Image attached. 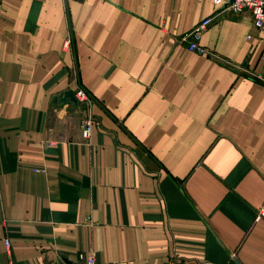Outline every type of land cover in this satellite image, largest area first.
Listing matches in <instances>:
<instances>
[{
    "label": "crops",
    "instance_id": "1",
    "mask_svg": "<svg viewBox=\"0 0 264 264\" xmlns=\"http://www.w3.org/2000/svg\"><path fill=\"white\" fill-rule=\"evenodd\" d=\"M263 52L213 0H0V264H264Z\"/></svg>",
    "mask_w": 264,
    "mask_h": 264
},
{
    "label": "built area",
    "instance_id": "2",
    "mask_svg": "<svg viewBox=\"0 0 264 264\" xmlns=\"http://www.w3.org/2000/svg\"><path fill=\"white\" fill-rule=\"evenodd\" d=\"M214 5L220 11L232 12L243 14L248 12L253 17V27L255 30L260 31L264 29V0H213ZM214 17L205 19L197 25L189 33L180 37V43H187L186 49L197 53L201 56L209 55L207 47L201 44V40L209 26L212 24ZM252 37V35H251ZM72 44L70 36L66 39L65 47L68 49ZM262 61L264 63V52L262 54ZM75 97L79 102V107L82 108L80 129L83 141L89 143L91 140L93 130L98 125L97 120L93 114V106L95 103L91 94L82 86L78 87L75 92ZM257 221L264 220V205L261 206L257 213ZM7 251H11L9 241H6ZM81 264H103L101 263L94 253L81 254ZM114 264H129L128 262L114 263ZM165 264H172L171 262Z\"/></svg>",
    "mask_w": 264,
    "mask_h": 264
},
{
    "label": "water",
    "instance_id": "3",
    "mask_svg": "<svg viewBox=\"0 0 264 264\" xmlns=\"http://www.w3.org/2000/svg\"><path fill=\"white\" fill-rule=\"evenodd\" d=\"M53 102L57 105L71 104L75 107L79 106V102L72 91H67L62 97L53 99Z\"/></svg>",
    "mask_w": 264,
    "mask_h": 264
}]
</instances>
